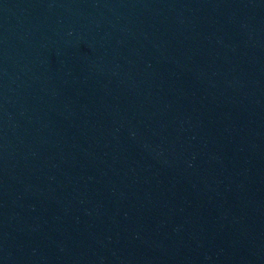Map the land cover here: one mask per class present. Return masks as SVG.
<instances>
[{"label": "water", "instance_id": "1", "mask_svg": "<svg viewBox=\"0 0 264 264\" xmlns=\"http://www.w3.org/2000/svg\"><path fill=\"white\" fill-rule=\"evenodd\" d=\"M0 264H264V0H0Z\"/></svg>", "mask_w": 264, "mask_h": 264}]
</instances>
